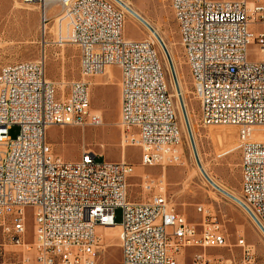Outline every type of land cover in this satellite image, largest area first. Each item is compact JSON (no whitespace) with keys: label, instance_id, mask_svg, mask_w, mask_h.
Here are the masks:
<instances>
[{"label":"built area","instance_id":"2783aa9c","mask_svg":"<svg viewBox=\"0 0 264 264\" xmlns=\"http://www.w3.org/2000/svg\"><path fill=\"white\" fill-rule=\"evenodd\" d=\"M21 1L39 7L42 39L37 60L0 68V264H114L99 256V228L110 226L119 227L117 264H238L207 254L228 245L209 205H196L200 223L189 221L175 209L162 179L151 174L141 178L148 200L130 201L128 162L100 160L91 149L68 161L47 139L53 125L102 123L91 112L85 78L117 65L123 141L140 147L142 166L180 163L178 108L154 41L124 36L125 13L114 0ZM50 4L61 10L51 11ZM169 5L182 54L192 55L186 64L200 123L237 129L239 199L264 236V0H169ZM51 15L67 27L54 43L74 44L80 55V78L61 97L47 78ZM76 16H84L85 27H77ZM14 125L19 133L12 138ZM27 208L33 210L31 239ZM118 208L122 219L116 223ZM237 245L241 264H256L245 239ZM188 249L197 250L185 261Z\"/></svg>","mask_w":264,"mask_h":264},{"label":"rangeland","instance_id":"374dc122","mask_svg":"<svg viewBox=\"0 0 264 264\" xmlns=\"http://www.w3.org/2000/svg\"><path fill=\"white\" fill-rule=\"evenodd\" d=\"M123 1L157 30L170 50L191 123L197 153L208 174L219 183V186L238 197L241 181V153L237 129L231 126H203L200 123V104L193 94L189 68L182 54L178 29L169 0ZM16 3L17 7H15ZM118 4L120 5V3ZM51 8L53 9L54 6H50L52 11ZM60 10V6L54 8V12ZM124 13V36L131 40L150 39L154 41L163 63L170 82V92L178 108L179 124L182 131L183 157L180 163L166 166H142L140 147L126 145L123 141L124 132L120 125V70L117 65H111V69L109 66L106 67L107 70L112 71V79H109L107 70L85 78L91 87V112L100 114L103 119L102 123L97 126L85 125L82 127L53 125L47 130L48 141L52 144L54 151L68 161H77L83 149H91L102 155L100 160L119 161L124 157V160L132 167L131 176L128 179V199L130 201L144 202L148 200L149 193L141 187V178L145 174H151L154 178L162 179L166 193L175 209L185 214L189 221L200 223L202 216L197 212L196 205H209L217 213V221L227 236L228 245L207 249V254L215 259H232L241 264L242 248L237 245V240L242 237L255 251L256 264H264L263 234L245 209L215 189L198 168L165 51L156 37L151 35L135 16L126 10ZM40 19V9L37 5H27L21 0H0V68L18 61L39 58L42 39ZM54 23V15L49 16L46 37L49 43L46 47L47 78L55 85L57 95L61 97L67 95L71 82L80 78V55L78 47L74 44L58 46L54 43L58 38ZM255 48V45L250 47L252 58H255ZM62 85L64 86L63 90ZM101 86H107L103 93ZM18 133L19 127L16 125L9 130V135L12 138H15ZM27 214L28 239H31L33 232L32 208H27ZM121 219L122 209L118 208L116 209L115 222L119 223ZM107 231H109L108 234ZM101 234L104 235V239L101 240L99 248L100 260L114 264L119 263L121 250L118 229L100 228L99 235L101 236ZM195 250L197 249H188L185 261L190 260V256Z\"/></svg>","mask_w":264,"mask_h":264},{"label":"water","instance_id":"95a60500","mask_svg":"<svg viewBox=\"0 0 264 264\" xmlns=\"http://www.w3.org/2000/svg\"><path fill=\"white\" fill-rule=\"evenodd\" d=\"M119 3H121V5L123 6H126L121 0H115ZM127 7V6H126ZM127 9L129 11H131L143 24H145L154 34V36L156 37V39L159 41L160 45L162 46L163 50L165 51L166 55H167V58H168V61H169V65H170V69H171V73H172V77L174 79V82H175V86L177 88V93H178V96H179V101H180V107H181V110H182V115H183V119H184V122H185V126H186V129H187V132H188V135H189V138H190V142H191V145L193 147V151H194V154L196 156V159H197V162L200 166V162H199V159H198V153H197V149H196V145H195V140H194V136H193V131H192V128H191V123H190V120H189V116H188V113H187V109H186V105H185V101L183 99V96H182V93H181V89L179 87V84H178V78H177V74H176V70H175V66L173 64V61L171 59V56L168 52V49H167V46L166 44L164 43L163 39L161 38V36L158 34V32L155 31V29L153 28V26H151V24L144 18L142 17L141 15H139L138 13H136L135 11L131 10L130 7H127ZM202 172H203V175L205 176V178L209 181V183L215 188L217 189L218 191H220L221 193H223L224 195L228 196L229 198H231L232 200L236 201L238 204H240L244 209H246L245 205L240 201L239 198H237L236 196H234L233 194H231L230 192L226 191L225 189H223L222 187L218 186L217 184H215L210 178L209 176L204 172V170L202 169Z\"/></svg>","mask_w":264,"mask_h":264},{"label":"bare ground","instance_id":"6f19581e","mask_svg":"<svg viewBox=\"0 0 264 264\" xmlns=\"http://www.w3.org/2000/svg\"><path fill=\"white\" fill-rule=\"evenodd\" d=\"M115 1V0H114ZM127 7H130L129 5H128V3H126L125 1H123V0H121ZM22 2V1H21ZM23 3V2H22ZM116 3L118 4L119 2H117L116 1ZM54 6V8L55 7H57L58 5H55V4H50V6ZM119 5V4H118ZM120 5H121V3H120ZM119 5V6H120ZM15 7H17V3L15 4ZM122 9H123V11L124 10H126V11H128L131 15H133V16H135L131 11H129V10H127L126 9V7L125 6H123V5H121L120 6ZM131 8V7H130ZM131 10H133V11H135L133 8H131ZM136 12V11H135ZM173 12V11H172ZM137 13V12H136ZM136 17V16H135ZM137 18V17H136ZM56 19V18H55ZM54 19V20H55ZM138 19V18H137ZM139 20V19H138ZM140 21V20H139ZM141 22V21H140ZM76 23H77V27H85V18H84V16H76ZM142 23V22H141ZM143 24V23H142ZM54 25L56 26V31H57V36L59 37L60 36V33H61V35L62 36H65L66 35V33H67V27H66V25L64 24V25H62L61 27H60V25H59V22H58V20H56L55 21V23H54ZM144 25V27L150 32V34L151 35H154L153 34V32L145 25V24H143ZM152 26V25H151ZM154 28V27H153ZM155 29V28H154ZM155 31L157 32V30L155 29ZM168 49V48H167ZM168 52H169V54H170V56H171V59H172V61H173V57H172V54H171V52H170V50L168 49ZM184 58H185V60H186V63H192V55H184ZM109 67H111V66H109ZM107 69H105L104 70V72L106 71ZM107 72H108V74H109V76L111 77V75H112V73H111V70H107ZM64 82V81H63ZM61 83V82H60ZM178 84H180V83H178ZM63 86V85H62ZM179 87H180V85H179ZM180 89H181V87H180ZM62 90H63V88H62ZM182 93V92H181ZM193 148V147H192ZM182 145L180 146V150L182 151ZM195 155V154H194ZM124 156V155H123ZM195 158H196V156H195ZM198 159H199V162H200V166H199V164H198V162H197V164H198V168L201 170V172H202V169L204 170V172L209 176V178L215 183V184H217L218 186H219V183L212 177V176H210L209 174H208V172H207V169L205 168V165L203 164V161L201 160V157H200V155H198ZM121 160H124V157H122V159ZM125 161V160H124ZM196 161H197V159H196ZM203 173V172H202ZM237 198H240V195L237 197ZM102 229H106V228H117L118 229V235H119V227L118 226H110V227H101ZM100 229V228H99ZM101 233V232H100ZM107 234L109 233V231H107L106 232ZM105 233V234H106ZM101 238L102 239H104V235L103 234H101Z\"/></svg>","mask_w":264,"mask_h":264},{"label":"crops","instance_id":"0c3cea01","mask_svg":"<svg viewBox=\"0 0 264 264\" xmlns=\"http://www.w3.org/2000/svg\"><path fill=\"white\" fill-rule=\"evenodd\" d=\"M110 69H111V67H110ZM112 72V71H111ZM107 73V72H106ZM108 74V73H107ZM108 76H109V74H108ZM113 78V75H112V77H110L109 76V79H112ZM106 80V79H105ZM106 84H108V83H106ZM62 88L64 87V86H61ZM101 88V92L103 93V92H105L106 91V88H107V86H101L100 87ZM106 229H109V228H106ZM105 229V230H106Z\"/></svg>","mask_w":264,"mask_h":264}]
</instances>
